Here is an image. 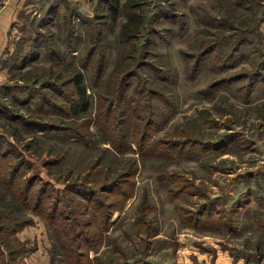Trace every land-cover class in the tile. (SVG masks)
Listing matches in <instances>:
<instances>
[{"label": "rangeland", "instance_id": "rangeland-1", "mask_svg": "<svg viewBox=\"0 0 264 264\" xmlns=\"http://www.w3.org/2000/svg\"><path fill=\"white\" fill-rule=\"evenodd\" d=\"M31 2L0 86V264H264V0Z\"/></svg>", "mask_w": 264, "mask_h": 264}, {"label": "crops", "instance_id": "crops-1", "mask_svg": "<svg viewBox=\"0 0 264 264\" xmlns=\"http://www.w3.org/2000/svg\"><path fill=\"white\" fill-rule=\"evenodd\" d=\"M33 6L31 0H8L0 9V86L6 83L8 76L3 63L13 53L21 20L32 12Z\"/></svg>", "mask_w": 264, "mask_h": 264}, {"label": "trees", "instance_id": "trees-1", "mask_svg": "<svg viewBox=\"0 0 264 264\" xmlns=\"http://www.w3.org/2000/svg\"><path fill=\"white\" fill-rule=\"evenodd\" d=\"M113 11L115 12V14H117V8H114L113 9ZM128 26V25H127ZM129 30H131V29H129ZM132 31V30H131ZM128 34V33H127ZM94 54L92 53V55L91 54H89V57H88V60H90V58H91V56H93ZM87 64H88V66H89V61H87ZM102 72H103V63H101L100 64V66H99V72H98V74L101 76V78H102V76H103V74H102ZM81 75V74H80ZM83 95H85V91L83 92ZM112 129V128H111ZM0 140H3V136H0ZM107 150V149H106ZM6 159V157H2V153H1V151H0V161H2V160H5ZM10 165H12V164H10ZM9 165H5V168H3L2 167V169H0V177H2V178H6L7 180H9L10 182H11V184H12V182H15V184H16V182H17V185L15 186V188H13V191H12V193L16 196L18 193H20L19 192V189H20V185L18 184L19 183V179H20V177H19V171H20V169L19 168H16L15 170H13V171H10V169L8 170L7 169V167H8ZM122 178V179H121ZM120 179H118L116 182H114L112 185L113 186H115V185H120V186H122V184H125L126 183V181L128 182L129 180H126L125 181V179L127 178V177H125V176H123V177H121ZM123 181H125V182H123ZM129 183V182H128ZM23 188V187H22ZM84 188V187H83ZM107 188V187H106ZM85 189V191H81V193H79V190H77L76 191V193L77 194H79V196L77 195V198L75 199V201H83V202H86V200L87 201H90L91 202V204L92 203H94L95 201H94V199H95V195H92V194H90L91 193V191H93L94 189L93 188H88V187H86V188H84ZM29 191L31 190V187L28 189ZM103 190H105L106 191V189H105V187L103 188ZM22 191H24V190H22ZM21 195H23V192H21ZM39 198V197H38ZM30 197L28 198V199H25V201L26 202H30ZM41 199V195H40V198H39V200ZM92 201H94V202H92ZM25 203V202H24ZM38 205H40V202L38 203ZM89 205V204H88ZM88 210H89V208H87L86 209V211L84 212V213H88ZM92 225H93V227L95 228L96 226H95V223L94 222H92ZM91 223H88L87 225H86V228L87 229H89L91 226ZM2 231V230H1ZM0 231V232H1ZM78 253H80V251L78 252ZM86 258H89V259H91V256H87ZM74 260H75V264H85V262H84V256H75L74 257ZM122 264H127V263H122Z\"/></svg>", "mask_w": 264, "mask_h": 264}, {"label": "built area", "instance_id": "built-area-1", "mask_svg": "<svg viewBox=\"0 0 264 264\" xmlns=\"http://www.w3.org/2000/svg\"><path fill=\"white\" fill-rule=\"evenodd\" d=\"M2 2H6L7 0H1Z\"/></svg>", "mask_w": 264, "mask_h": 264}]
</instances>
